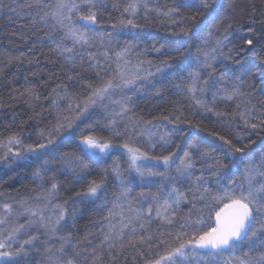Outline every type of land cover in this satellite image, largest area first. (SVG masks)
Segmentation results:
<instances>
[{"label": "snow or ice", "instance_id": "6c2138e0", "mask_svg": "<svg viewBox=\"0 0 264 264\" xmlns=\"http://www.w3.org/2000/svg\"><path fill=\"white\" fill-rule=\"evenodd\" d=\"M173 3L175 6L161 7L158 0H55L53 5L43 0L42 4L29 5L41 24L49 27L58 55L68 62L71 70L66 79L80 83L84 94L69 92L68 87L74 85L54 90L57 119L51 129L41 130V139L34 144L9 136L0 142V160L52 156L55 149L49 145L92 109L65 142L78 139L77 147L93 163L121 156L126 157L127 167L113 160L111 175L117 181V194L108 200V169L99 178L88 180L89 164L82 157L70 153L59 157L63 170L71 171L77 183L87 181L86 189L75 193L81 199L72 204L87 200L106 213L96 237L99 244L89 241V251V247L79 249L71 233L63 234L64 228L75 227L79 212L65 206L67 199L58 202L61 185L54 176L43 183L49 172L59 170L47 167L49 160H44V166L33 173L40 182L38 191L12 202L0 201V264H36L37 256L32 253L41 250L43 264H105L106 260L115 264L126 248L136 253L142 264H264V99L253 96L255 84L246 83L254 67L264 72V64L248 67L241 55L247 51L251 56L257 48L264 53V36L255 41L240 36L242 44L235 47L234 34L240 29H226L223 35L209 29L216 24L221 0H200L201 9L190 17L181 12L186 3ZM5 7L18 10L16 4L0 0V11ZM109 7L116 16H105ZM205 12L206 19L195 31L185 26L187 20L195 22ZM150 16L167 18L176 25L171 36L160 38L158 47L152 43L157 37L144 30ZM118 26L137 29L131 42L118 38L120 34L113 31ZM190 33L193 41H201L195 64L192 45L186 39ZM142 44L151 45L160 64L153 66L145 59L149 48L142 49ZM78 67L91 69L94 76L81 75L75 71ZM159 73L166 75L150 79ZM164 79L196 111L222 117L220 122L228 126L236 121L217 104L238 101V112L231 115L238 117L247 137L239 131L231 138L211 130L200 135L205 129L179 108L174 115H154L149 120L137 115L135 97L147 85L151 93L162 98L157 85L167 87ZM259 86L264 95V75ZM27 90L39 99L33 89ZM157 120L189 127H171L161 134V125L154 123ZM256 137H262L259 144ZM176 141H183L184 148ZM216 151L224 153L228 164L215 155ZM229 165L230 171L222 172ZM237 174L239 177L233 178ZM134 187L140 190L134 191ZM133 201L140 207H134ZM182 205L189 206L187 213H182ZM213 215L214 223L208 225Z\"/></svg>", "mask_w": 264, "mask_h": 264}, {"label": "trees", "instance_id": "16d2710c", "mask_svg": "<svg viewBox=\"0 0 264 264\" xmlns=\"http://www.w3.org/2000/svg\"><path fill=\"white\" fill-rule=\"evenodd\" d=\"M158 2L161 7L165 4L170 7L175 6L173 0H158ZM180 2L188 5L181 9L185 17L195 15L201 9L200 0H180ZM7 3L16 4L18 10L13 12L5 7L3 11H0V142H5L9 136H19L25 140V143L34 144L41 139L40 131L50 130L57 119V112L52 103L55 92H59L62 87L69 85H74V87H68V91L76 96H82L84 91L81 84L77 83L75 79L72 81L66 79V74L71 70L68 62L58 55L55 50V45L49 38V27L42 25L36 13L29 7V5L42 4L43 0H7ZM48 3L54 5L55 0H48ZM221 3L222 7L219 9L220 14L217 17L216 24L209 25V29L213 33L223 35L226 29L228 31L240 29L239 33L234 34L235 47H240L242 44V41L239 39L240 36H249L254 41L264 36V32H262L264 23H261V21H264V16L261 15V12L264 11V0H221ZM213 7H216V5L214 4ZM207 11L210 12L212 9ZM108 15L116 16L117 13L109 7L105 13V16ZM206 17L207 12H205L203 17H197L195 22L187 20L185 26L195 31V26L201 24ZM229 24L231 28H228ZM105 27L112 30L110 24H105ZM175 28L176 25L171 24L167 18L150 16L144 30L157 37V40H153L152 43H155L158 47L159 43L162 42L160 38L171 36L172 29ZM249 28L252 31H249ZM113 31L120 34L118 37L120 40H129L131 42V37L137 29L130 31L127 28H120L118 26ZM207 31L208 29L205 30V32ZM204 34L201 33L202 36ZM186 39L192 45L190 51L193 63L195 64L198 55L197 45L201 41H193L191 33ZM116 46L114 45V47ZM144 47L149 48L145 59L151 60L153 66L160 64L161 61L157 59L158 54L150 50L151 45L142 44L141 48L143 49ZM244 47L247 46L245 45ZM261 47L264 48V45H261ZM241 55L246 58L244 63L248 67L264 64V53L261 52L260 48H257L256 52L252 53L251 56H249L247 51L241 53ZM173 70L169 69L167 71ZM75 71L80 72L85 77L94 76V72L86 67H78ZM165 75L166 73H159L150 79L155 81L162 79ZM262 75H264V72L259 67H254L247 74L246 83L255 84L256 91L253 93V96L264 99L259 86V78ZM164 84L167 87H163L160 84L157 85V87L161 88L162 98L151 93L147 85L144 86L143 93L135 97L138 100L135 108L137 115L143 117L145 120H149L154 115H174L176 109L179 108L193 123L199 124L201 128L205 129L200 135H207V131L211 130L231 138V136H234L239 131L247 137L243 124L239 121L238 117L231 115L238 112L236 108L238 101L234 100L217 104V108L220 111L229 113L230 118L236 121L235 124L228 126L220 122L224 119L222 117L217 118L211 113L196 111L187 98L175 94L172 84L167 79H164ZM27 89H33L36 95L39 96V99L37 100L36 96ZM205 97L210 99L211 94L205 93ZM252 102L255 104L256 99H253ZM91 112L92 109L89 110V113H85L75 120L71 129L63 131L62 135L56 137L55 142L49 145V149H55L52 152V156H43L39 159L33 157L26 161H19L14 157L8 160H0V201L12 202L16 198L28 197L32 192L38 191L40 182L33 176V173L44 166V160H49L47 167L59 169L55 173L49 172L43 183L46 184L54 176L61 185L58 202L63 203L67 199L68 205L65 206H72L78 210L79 215L76 219L75 227L69 226L62 231L63 234L71 233L72 238L78 241L77 247L79 249L89 247V241L94 245L99 244V240L96 237L99 235V225L102 222V217L106 213L99 208V205H89L87 200H84L80 204H72L73 200L81 199L75 193L84 191L87 181L77 183L71 171L63 170L64 162L59 157H62L65 153L82 157L89 164L88 180L99 178L103 171L108 169L109 174L105 185L108 188V200H111L117 194V181L111 175L113 160L118 159L122 168L127 167L126 157L121 156H113L106 162L93 163L77 147L78 139L65 142V137H68ZM93 121H95V117H93ZM154 123L161 125L158 129L161 134L171 127H189L187 124L167 125L165 121L159 120L154 121ZM92 126H95V123ZM248 131L251 132V129ZM188 134L191 135V131ZM185 139H187V136H185ZM194 139H198V137H194ZM256 139L259 144L262 137H256ZM176 142L180 144L181 148H184L183 141ZM255 147L256 145L252 146V148ZM177 155H180L179 151ZM215 155L223 163L228 164V160L225 159L222 151H216ZM53 157H57V159L53 160ZM230 168L231 165L223 169L222 172L227 173L230 171ZM238 177L239 174L233 178ZM211 179L214 181L215 177H211ZM133 190L139 191L140 189L134 187ZM133 206L140 207V204L137 201H133ZM188 208V205H182V213H187ZM212 223H214V215L211 219L207 220L208 225ZM155 227L154 224V230ZM89 251H91L90 247ZM123 252L122 256L115 259V264H142V261L131 249L126 248ZM32 255L37 256L36 264H43L44 254L42 250L39 253H32ZM105 264H111V261L106 260Z\"/></svg>", "mask_w": 264, "mask_h": 264}, {"label": "rangeland", "instance_id": "374dc122", "mask_svg": "<svg viewBox=\"0 0 264 264\" xmlns=\"http://www.w3.org/2000/svg\"><path fill=\"white\" fill-rule=\"evenodd\" d=\"M23 219V218H22Z\"/></svg>", "mask_w": 264, "mask_h": 264}]
</instances>
